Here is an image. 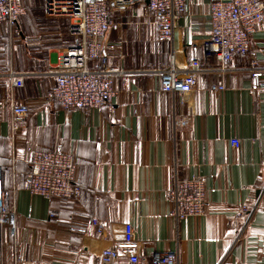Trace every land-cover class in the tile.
I'll return each mask as SVG.
<instances>
[{
	"label": "crops",
	"instance_id": "0c3cea01",
	"mask_svg": "<svg viewBox=\"0 0 264 264\" xmlns=\"http://www.w3.org/2000/svg\"><path fill=\"white\" fill-rule=\"evenodd\" d=\"M212 1L187 0L171 42L158 39L142 5L111 11L110 62L126 72L114 78L112 110H64L46 99L56 56L73 41L67 20L43 17L44 0L29 6L17 37L0 26V165L15 208L1 229L0 264H98L126 222L148 263L153 251L169 250L180 264H264V87L252 88L249 57H235L220 74L214 58L204 56ZM250 53L264 61V28L251 37ZM194 58L201 62L195 88L165 91L161 70ZM18 75L24 84L13 87ZM259 76L264 81V71ZM219 81L224 90L209 89ZM12 103L28 105L14 131ZM179 117L187 121L178 125ZM57 143L75 159L81 192L68 199L29 194L21 185L30 156ZM188 177L204 180L205 212L177 221L169 191ZM92 218L105 225L106 238Z\"/></svg>",
	"mask_w": 264,
	"mask_h": 264
},
{
	"label": "built area",
	"instance_id": "2783aa9c",
	"mask_svg": "<svg viewBox=\"0 0 264 264\" xmlns=\"http://www.w3.org/2000/svg\"><path fill=\"white\" fill-rule=\"evenodd\" d=\"M140 4L151 16L161 41L171 42L174 22L189 11L187 0H44L43 17L68 21V34L72 45L60 48L54 70L55 83L46 94L47 100H55L64 110H91L112 107L115 94L114 78L125 74L110 62V50L115 49L107 36L116 24L110 17L114 9ZM26 8L18 0H0V26L11 29L13 37L20 34V23L29 17ZM209 34L202 41L205 57H213L214 70L220 74L230 71L231 62L237 56L249 57L246 72L252 79V88L264 87L259 74L264 71V61L259 62L250 53L251 37L264 28V0H213L209 6ZM201 71L200 60L194 58L183 68L167 65L161 70V86L171 93H189L197 84ZM14 75V74H13ZM23 76L13 78V87H22ZM221 81L211 84L212 91L225 89ZM11 129L17 130L28 114L25 103L11 104ZM182 125L187 118H176ZM232 146H238L236 138ZM21 187L31 195L46 198H73L81 192L76 181V162L72 154L65 152L60 143L50 150H36L28 160ZM10 190L3 186V169L0 165V234L8 215L15 214L13 205L7 202ZM171 214L177 220L204 214L206 188L202 178L175 179L169 191ZM246 211L245 206L241 207ZM53 214H49L52 216ZM97 234L106 238L105 225L95 218L90 220ZM71 230L83 233L80 227ZM237 232L235 240L239 238ZM141 242L136 238L133 226L126 222L120 233L112 236L99 254L98 264H180L177 251H153L148 263L141 255ZM20 257L17 256V259ZM36 264V263H32Z\"/></svg>",
	"mask_w": 264,
	"mask_h": 264
},
{
	"label": "rangeland",
	"instance_id": "374dc122",
	"mask_svg": "<svg viewBox=\"0 0 264 264\" xmlns=\"http://www.w3.org/2000/svg\"><path fill=\"white\" fill-rule=\"evenodd\" d=\"M22 2L26 5L27 9V13H32V10L29 6H33L34 8H37L39 5V2H41V0H22ZM42 11V10H41ZM40 11V12H41ZM43 15V12H42ZM1 32H4L3 30Z\"/></svg>",
	"mask_w": 264,
	"mask_h": 264
},
{
	"label": "trees",
	"instance_id": "16d2710c",
	"mask_svg": "<svg viewBox=\"0 0 264 264\" xmlns=\"http://www.w3.org/2000/svg\"><path fill=\"white\" fill-rule=\"evenodd\" d=\"M31 10H32V8H31Z\"/></svg>",
	"mask_w": 264,
	"mask_h": 264
}]
</instances>
